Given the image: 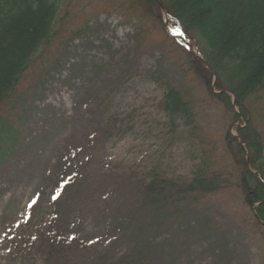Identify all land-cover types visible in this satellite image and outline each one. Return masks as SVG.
Returning <instances> with one entry per match:
<instances>
[{
	"label": "rangeland",
	"instance_id": "1",
	"mask_svg": "<svg viewBox=\"0 0 264 264\" xmlns=\"http://www.w3.org/2000/svg\"><path fill=\"white\" fill-rule=\"evenodd\" d=\"M103 1H63L58 38L9 109L18 139L1 167L0 264H19L14 239L41 228L71 243L75 264H264V227L238 189L190 201L178 215L167 209L162 225L146 217L138 191L145 172L188 179L203 162L200 143L236 131L165 33L198 55L194 40L165 13L141 21ZM167 84L187 100L203 142L179 133L182 120L171 131L158 106Z\"/></svg>",
	"mask_w": 264,
	"mask_h": 264
},
{
	"label": "trees",
	"instance_id": "2",
	"mask_svg": "<svg viewBox=\"0 0 264 264\" xmlns=\"http://www.w3.org/2000/svg\"><path fill=\"white\" fill-rule=\"evenodd\" d=\"M63 1L0 0V180L1 167L6 159L14 156L17 147L18 130L8 117L9 109L14 105L25 73L59 36ZM103 4L109 9L119 6L127 14L141 13L138 15L141 21L161 20L163 10L171 24L194 40L200 57L213 72L165 33L192 58L188 70L200 75L203 89L222 104L230 127L234 126L237 134L234 136L227 130L220 135L216 141L221 143L220 149L210 140L200 143L203 162L188 179L169 177L158 168L145 172L138 191L146 217L162 225L167 209H174L170 214L178 215V208L190 201L202 202L234 188L238 189L243 206L252 213L255 225L263 228L264 0H104ZM155 11L157 16L153 18ZM158 106L167 114L172 132L175 122L182 120L184 129L179 133L203 142L199 137L202 127L195 123L191 107L177 88L167 84ZM109 127L115 125L110 121ZM221 154L223 158L219 157ZM222 159L233 161L234 166L224 169L220 164ZM169 222L174 224L171 219ZM13 244L16 255L21 258L19 264H34L31 262L37 256L41 257V264L78 261L68 253L71 243L55 238L46 228L31 234L25 229Z\"/></svg>",
	"mask_w": 264,
	"mask_h": 264
},
{
	"label": "bare ground",
	"instance_id": "3",
	"mask_svg": "<svg viewBox=\"0 0 264 264\" xmlns=\"http://www.w3.org/2000/svg\"><path fill=\"white\" fill-rule=\"evenodd\" d=\"M179 37H180L181 39H183V37H182L181 35H179Z\"/></svg>",
	"mask_w": 264,
	"mask_h": 264
},
{
	"label": "water",
	"instance_id": "4",
	"mask_svg": "<svg viewBox=\"0 0 264 264\" xmlns=\"http://www.w3.org/2000/svg\"><path fill=\"white\" fill-rule=\"evenodd\" d=\"M202 64H204L203 60H200Z\"/></svg>",
	"mask_w": 264,
	"mask_h": 264
},
{
	"label": "snow or ice",
	"instance_id": "5",
	"mask_svg": "<svg viewBox=\"0 0 264 264\" xmlns=\"http://www.w3.org/2000/svg\"><path fill=\"white\" fill-rule=\"evenodd\" d=\"M53 199H56V197H53ZM35 203V202H34Z\"/></svg>",
	"mask_w": 264,
	"mask_h": 264
}]
</instances>
